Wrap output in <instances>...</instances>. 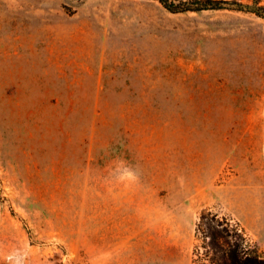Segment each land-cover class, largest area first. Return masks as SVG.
Listing matches in <instances>:
<instances>
[{
    "label": "rangeland",
    "instance_id": "374dc122",
    "mask_svg": "<svg viewBox=\"0 0 264 264\" xmlns=\"http://www.w3.org/2000/svg\"><path fill=\"white\" fill-rule=\"evenodd\" d=\"M223 220L264 259L263 18L0 0V264H221Z\"/></svg>",
    "mask_w": 264,
    "mask_h": 264
},
{
    "label": "trees",
    "instance_id": "16d2710c",
    "mask_svg": "<svg viewBox=\"0 0 264 264\" xmlns=\"http://www.w3.org/2000/svg\"><path fill=\"white\" fill-rule=\"evenodd\" d=\"M171 13L202 12L208 10L235 9L252 13L264 19L263 0H157ZM214 221V218L212 219ZM215 222V221H214ZM204 236L210 239L213 247L221 249L219 260L221 264H264V259L250 254L244 239L229 222L218 221L205 227ZM234 238V241H231ZM222 241L223 243H220Z\"/></svg>",
    "mask_w": 264,
    "mask_h": 264
}]
</instances>
